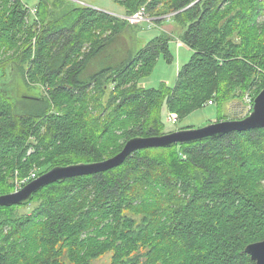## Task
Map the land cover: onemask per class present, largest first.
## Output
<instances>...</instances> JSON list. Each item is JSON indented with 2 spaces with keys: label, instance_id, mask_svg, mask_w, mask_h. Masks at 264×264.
<instances>
[{
  "label": "trees",
  "instance_id": "trees-1",
  "mask_svg": "<svg viewBox=\"0 0 264 264\" xmlns=\"http://www.w3.org/2000/svg\"><path fill=\"white\" fill-rule=\"evenodd\" d=\"M112 1L125 16L172 15L177 40L192 50L173 88L138 83L170 37L156 36L108 75H87L127 21L87 8L56 14L47 0L32 15L20 0H0V194L32 167L101 161L131 138L166 134L162 108L181 119L212 101L216 122L238 120L224 118L223 106L236 115L246 94L253 102L264 89V1ZM32 87L44 92L19 96ZM262 240L264 129L138 151L0 207V264L32 254L28 264H92L106 254L110 264H253L244 248Z\"/></svg>",
  "mask_w": 264,
  "mask_h": 264
},
{
  "label": "rangeland",
  "instance_id": "rangeland-1",
  "mask_svg": "<svg viewBox=\"0 0 264 264\" xmlns=\"http://www.w3.org/2000/svg\"><path fill=\"white\" fill-rule=\"evenodd\" d=\"M21 1L29 7V13L33 15L32 10L36 11L35 4L38 2V0H20V2ZM47 1L54 6L53 11L56 14H65L73 9L87 8L119 18L126 17L123 7L113 2L112 0ZM136 15L137 13L134 14V16ZM171 16L172 15L169 14L163 15L161 17H155L153 23L151 24L147 22H141L135 25L127 21L129 23V26L126 27V29L118 33L109 35L107 38H105L106 40L104 46L99 50L94 58H92L87 63V69L89 70V73H87V75L93 74L100 70H107L105 74L108 75L112 71L120 69L128 64L134 58L136 52L146 46L147 43H149V41H152L156 36H167L171 38L168 43L167 55H165V53L161 51L150 74L139 79L138 83L140 86L146 89H156L161 86V84H165L168 88H173L177 80V74L179 70L190 60L192 56V50H190L182 42L178 41L179 39L177 37L179 31L178 28H176L170 20ZM30 17L34 18L35 16L30 15ZM30 17H27L24 21L25 26L30 24ZM157 20L159 21L158 23L155 22ZM104 36H107V34H105ZM5 56L6 53L0 55V64L3 62ZM20 92L21 93L19 94V96L22 94H28L31 97V95L40 96V94H42L44 91L42 90V92H40L38 87H32L28 90L24 88L20 90ZM246 96L251 98L249 94H246L241 102V105L240 103H237L238 105L236 106V111L238 114L233 115V111H230L229 109L226 110V105L223 106L220 114L224 118L246 117L249 113L248 109L246 108ZM37 104L40 107H45V103L37 102ZM171 114L176 116V114L170 113L167 108H162V121L165 125V131L167 133L183 129H197L207 124L214 123L218 118V108L212 102L211 106L203 107L191 114L184 116L181 119L176 116L175 122L171 121ZM126 142H124L123 146ZM120 143H123V141H120ZM50 169L51 168H49L48 170ZM45 170L46 168L39 170L37 167H32L29 175L31 173H34L36 178L37 176L46 172ZM21 180L24 179H19L18 177L13 179L12 192L18 191L23 188L24 185H26L25 183L21 182ZM29 209L30 208H27L22 211H28ZM110 257L111 254H106L100 259L92 262V264H110ZM34 258L35 255L32 254V256H30L28 259L26 256L25 258H23V260H27L26 264H28Z\"/></svg>",
  "mask_w": 264,
  "mask_h": 264
},
{
  "label": "water",
  "instance_id": "water-1",
  "mask_svg": "<svg viewBox=\"0 0 264 264\" xmlns=\"http://www.w3.org/2000/svg\"><path fill=\"white\" fill-rule=\"evenodd\" d=\"M123 18V17H122ZM264 129V89L253 99L250 113L239 120H223L197 129H183L161 136L134 137L128 140L119 153L101 161L54 166L29 181L18 191L0 194V207H10L29 202L33 195L52 183L67 179L104 173L122 165L134 153L147 149L171 148L206 139H218L233 132ZM253 264H264V240L247 245L243 251Z\"/></svg>",
  "mask_w": 264,
  "mask_h": 264
},
{
  "label": "built area",
  "instance_id": "built-area-1",
  "mask_svg": "<svg viewBox=\"0 0 264 264\" xmlns=\"http://www.w3.org/2000/svg\"><path fill=\"white\" fill-rule=\"evenodd\" d=\"M264 1V0H263ZM35 10H32V13L35 14ZM122 19H124L125 21H129L131 22L132 24H139L141 22H147L149 24H151L152 21H154L153 19L151 18H148L144 15V12H140L138 13L136 16H126V17H123ZM246 108L248 109L249 113L251 111V108H252V101H251V98H249L248 96H246ZM212 104V101H209L205 104V106L207 105H211ZM248 113V114H249ZM171 116V121L172 122H175L176 120V116H174L173 114L170 115ZM33 178H35V174L34 173H31L29 176H26L25 178H23L24 180H21V182L27 184L30 180H32ZM20 189V188H19Z\"/></svg>",
  "mask_w": 264,
  "mask_h": 264
}]
</instances>
